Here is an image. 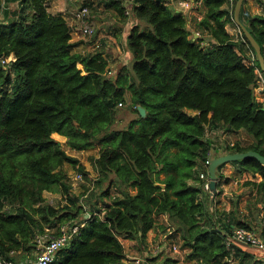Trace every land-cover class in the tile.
Here are the masks:
<instances>
[{"label": "trees", "instance_id": "16d2710c", "mask_svg": "<svg viewBox=\"0 0 264 264\" xmlns=\"http://www.w3.org/2000/svg\"><path fill=\"white\" fill-rule=\"evenodd\" d=\"M48 1L21 0L17 20L0 23V57L9 60L0 68V253L26 259L38 236L84 223L52 264H131L121 237L144 240L151 230L166 229L159 217L167 216L195 264H230L233 257L256 264L227 239L235 227L250 228L249 222L238 209L217 212L200 176L218 151L217 134L250 136L247 143L238 139L223 147L227 154L264 156V104L256 98L258 74L249 63L256 53L245 36L242 41L227 30L228 24L237 27L238 0H197L206 7L198 38L167 0H100L127 23L120 27L127 58L114 67L103 54L106 44L76 52L83 41L73 40L72 27L62 14L49 12ZM245 2L241 21L264 56V15H247ZM255 64L260 67L257 58ZM124 106L136 117L119 128L118 108ZM59 137L71 150L99 147L92 158L97 177ZM66 164L84 175L83 184L92 182V194L103 188L104 207L90 200V218L82 204L86 191L72 193ZM232 164L242 177H254L242 183L256 193L248 208L264 210V164L254 158ZM44 192L63 198L53 205ZM103 209V219L94 216ZM12 250L21 253L12 257Z\"/></svg>", "mask_w": 264, "mask_h": 264}, {"label": "crops", "instance_id": "0c3cea01", "mask_svg": "<svg viewBox=\"0 0 264 264\" xmlns=\"http://www.w3.org/2000/svg\"><path fill=\"white\" fill-rule=\"evenodd\" d=\"M80 1L84 2L85 0H49L47 5L49 12L53 14H62L65 17V19L73 29V40L75 42L83 41L78 47L75 48L76 52H92L96 49L95 42H100L101 45L106 44V46H104L105 50L103 51V54L111 62V67L122 63L125 58H127L125 54H121L120 44H122L123 47L125 46L123 38L124 36H122V40L118 37V35V39H115L111 36L100 38L99 35L102 31L100 25L102 24H99L98 26L100 29V33L95 39L92 37H86L84 35H81L83 33L80 29V23L76 21L74 17V11L77 9V7L74 5L75 3ZM179 1L180 0H167V5H169L174 12L178 13L181 11V7L178 4ZM201 2L202 5L194 11L190 10L186 13H181L187 18L188 28L192 31V34H194L197 38L200 37V32L197 30V24L199 23V21L197 20L198 12H202L204 15L206 13V7L204 6L203 1ZM0 3L2 5V7L0 6V23L8 24L16 21L18 17L19 8L21 7V0H8L5 5H3V0ZM245 9L247 15H264V0H246ZM121 26H123V24H121ZM227 30L231 35L238 37L240 30L238 26L234 27L233 24H228ZM256 98L260 103H262V101H264V92L260 94L256 92ZM217 136V138H220L219 143H217L218 146H216L218 151L215 154L214 151H212L211 156L209 157L210 159L212 157L219 156L220 153L227 154V152L223 151L222 148L226 145L233 146L238 139H240L243 143L251 141L250 136H248L243 131L231 134L226 132L224 134H217ZM87 170L91 173L92 177L98 176L95 169H93L94 173L89 169ZM73 173L75 174L76 171L74 170ZM221 175L222 178L220 182H218L219 186L217 189L219 195L215 199L217 202V212L222 210L229 212L230 210L238 209L240 219L245 222H249V225L251 227L260 230V235L264 240V210L260 207H253L252 210L248 208V205L250 203H254L256 193L252 189L245 188L242 185L244 181L248 179H254V177L249 174H244L242 177L239 172V169L232 163L224 164L221 169ZM256 180L260 181L262 180V178L258 175L256 177ZM131 193L134 194L135 191L131 190ZM95 196L96 197L91 201L98 202V200L100 199V203L98 202V205L99 207H102L105 204V198H101L100 195ZM83 197H87V194L82 196V199ZM58 198L62 199V194H60V197ZM65 202L66 200L63 201V203ZM87 206L90 208V205ZM217 220L219 221V217L217 218ZM222 222H219V225L222 224ZM159 224L165 226L167 225L166 229L157 228L151 230L144 240H142L141 238L125 239L121 237V242L125 250L126 262L132 264L133 259L142 258L147 259L149 261L148 264H195V262L187 258L189 250L183 247L184 241L182 239L181 232L175 230L168 223L167 216L159 217ZM174 247H177L178 250H173ZM239 248H241L245 252L250 253L252 257L251 260L257 259V256H255V254L250 249H247L246 247L242 246H239ZM32 252L30 254L25 253L26 257L31 255ZM233 261L234 263H239L237 262L235 257H233L232 263Z\"/></svg>", "mask_w": 264, "mask_h": 264}, {"label": "built area", "instance_id": "2783aa9c", "mask_svg": "<svg viewBox=\"0 0 264 264\" xmlns=\"http://www.w3.org/2000/svg\"><path fill=\"white\" fill-rule=\"evenodd\" d=\"M232 4L234 0L231 1ZM201 1L197 0H180L179 6L181 7V11L178 13H186L188 11H194L195 9L199 8L202 4ZM200 13V14H199ZM74 17L76 21L80 23V29L81 32L86 37H92L96 31V27L89 22L90 18V9L88 6H81L80 8L76 9L74 11ZM204 18V14L202 12H198L197 20L200 22ZM238 37L245 41L244 34L241 30H239ZM96 47H100V42H95ZM255 57L252 55L250 56L249 63L255 66L256 73L258 74V81L257 86L255 89V93H263L264 92V71L260 69V67H256L255 64ZM0 60L3 64L8 63L9 60H4L2 57H0ZM264 104V101H262ZM124 104L120 103L119 106H123ZM211 159L208 158L204 162L203 170L201 171V178L204 179V189L210 193L209 191V181L210 178L208 177L209 172V165ZM72 185L75 186L73 182H81L84 183V175L81 172H76L74 174V177H71ZM211 195V194H210ZM83 207L85 210H87L86 217L90 218L91 214L89 213L88 209L89 207L85 205V203L82 201ZM106 211L103 209L101 213L95 212L94 216H98L100 218L105 217ZM79 224H71L67 223L60 226L59 233L55 234L54 232L47 231L45 234H42L36 238V247L33 251V253L29 256H27L26 259H19L16 261L10 260L6 257H4L0 253V264H52L58 252L70 245L74 237L79 233L80 229L84 226ZM227 239L229 241V244L236 245V246H242L246 247L247 249H250L255 256H257L256 261H258L256 264H264V240L260 235V230L250 227H235L231 233H228ZM173 250H178L177 247H174ZM21 252L12 250L10 252V255L12 257H16ZM233 259V258H232ZM231 259V261H232ZM133 264H148L149 261L147 259L137 258L132 260Z\"/></svg>", "mask_w": 264, "mask_h": 264}, {"label": "rangeland", "instance_id": "374dc122", "mask_svg": "<svg viewBox=\"0 0 264 264\" xmlns=\"http://www.w3.org/2000/svg\"><path fill=\"white\" fill-rule=\"evenodd\" d=\"M86 1H91V0H86ZM84 2L83 1L77 2V3H75L74 6H76L78 9L82 5H84ZM94 4H95V6H92L91 8L88 6L90 9L89 22H91L96 27V29L99 28L98 27L99 24L103 25V27L101 26L102 31H101V34L99 35V37L105 38L106 36H111V37H114L115 39H118V37H119L122 40V35H121L122 29L120 27H121V24H123V26L124 25L126 26L127 23L126 22L124 23L123 19L121 17H118V18L116 17L115 14L117 12H115V14H114L112 11L105 10V6L101 3L100 0H95L93 5ZM64 13H67V12H64ZM119 22H121V23L118 25ZM116 29L118 30V33L121 32L118 34V37H117V34H115ZM81 35L83 36L84 34H81ZM120 46H121V54L124 55L125 54L124 47L122 44H120ZM118 112H119L118 113L119 117L117 118V120H118L117 123H118L119 128L124 127L132 118L136 117V115H133V113L130 111L128 106L127 107L124 106L123 108H118ZM116 127H117V124H116ZM57 139H59V141H61L63 143V148L65 151H67L68 154L72 155L73 157L78 158L80 160L81 164L86 167V169L93 171L94 164H93L92 158L99 156V147H92L91 149L85 150V151H76V150L71 151V149H69V147L66 145V141H67L66 138L59 137ZM64 168L67 171V173L69 174V176H72V178H73L74 177L73 171L75 170V168L70 164H66L64 166ZM93 173H94V171H93ZM73 183L75 184V186L72 185V193H74L76 195H80V194H84L86 191L87 197H83V199H84L83 202L85 203V205H90V203H91L90 200L94 199L96 197L95 195H100L103 192V188H102L98 191V193L92 194L93 193V190H91L92 182H91V184L88 182L86 184H83L81 182H73ZM89 185H91V186H89ZM104 187H106V185H104ZM44 196L46 197L47 201H49V203H52L53 205L58 206V201H59L58 197H60L59 193L44 192ZM98 202L100 203V199L98 200ZM102 207H104V205ZM53 230H56V229H53ZM51 232H53V231H51ZM230 264H239V263H234V261L232 263V261L230 260Z\"/></svg>", "mask_w": 264, "mask_h": 264}, {"label": "water", "instance_id": "95a60500", "mask_svg": "<svg viewBox=\"0 0 264 264\" xmlns=\"http://www.w3.org/2000/svg\"><path fill=\"white\" fill-rule=\"evenodd\" d=\"M244 2L245 0H238L237 2L236 7H235V12H234V22L239 27V29L242 31V33L244 34L246 39L249 41V43L253 46L255 53H256V58L260 65V69L264 71V56L262 53V48L260 44L257 42V40L254 38V36L247 29V27L241 21V12H242V7H243ZM0 68H5L1 60H0ZM138 109L141 115L145 117L146 110L141 106H139ZM248 158L257 159L262 164H264V156H262L261 154L255 151H249L246 153H233V154L220 153L219 156L211 158V162L209 165L210 181H209V187H208L210 194H211V198H212L211 203H214L216 196H217V189H218V182H219V176H218L219 168L224 164L232 163L234 161L244 160Z\"/></svg>", "mask_w": 264, "mask_h": 264}]
</instances>
